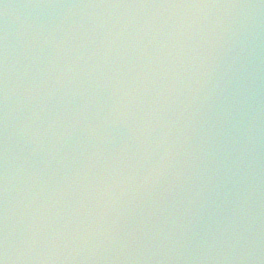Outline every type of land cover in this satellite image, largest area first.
<instances>
[{
    "label": "water",
    "instance_id": "water-1",
    "mask_svg": "<svg viewBox=\"0 0 264 264\" xmlns=\"http://www.w3.org/2000/svg\"><path fill=\"white\" fill-rule=\"evenodd\" d=\"M3 264H264V0H0Z\"/></svg>",
    "mask_w": 264,
    "mask_h": 264
},
{
    "label": "snow or ice",
    "instance_id": "snow-or-ice-1",
    "mask_svg": "<svg viewBox=\"0 0 264 264\" xmlns=\"http://www.w3.org/2000/svg\"><path fill=\"white\" fill-rule=\"evenodd\" d=\"M0 264H3V262H2V261H0Z\"/></svg>",
    "mask_w": 264,
    "mask_h": 264
}]
</instances>
